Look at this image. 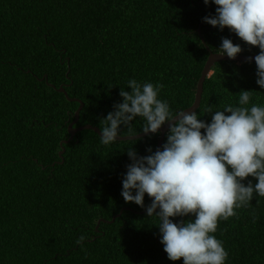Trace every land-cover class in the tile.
Instances as JSON below:
<instances>
[{
	"label": "trees",
	"instance_id": "obj_1",
	"mask_svg": "<svg viewBox=\"0 0 264 264\" xmlns=\"http://www.w3.org/2000/svg\"><path fill=\"white\" fill-rule=\"evenodd\" d=\"M216 7L203 0H0V264H183L168 259L157 218L121 195L128 148L149 155L161 134L105 146L84 130L61 145L80 103L57 89L84 103L74 127L102 128L122 102L121 89L131 91L129 79L162 84L159 98L170 110H186L222 38L241 46L238 55L259 53L227 27L203 22ZM256 70L255 63H216L199 118L210 123L209 106H238L241 90L252 92L247 107L264 106ZM143 124L138 117L122 126V136L143 133ZM249 180L258 182H242ZM144 203H151L147 194ZM250 203L218 220L212 234L229 253L226 264H264V197L254 194ZM124 208L132 210L112 223ZM100 220L107 222L97 228Z\"/></svg>",
	"mask_w": 264,
	"mask_h": 264
},
{
	"label": "clouds",
	"instance_id": "obj_2",
	"mask_svg": "<svg viewBox=\"0 0 264 264\" xmlns=\"http://www.w3.org/2000/svg\"><path fill=\"white\" fill-rule=\"evenodd\" d=\"M216 5L215 14L203 22L227 27L259 53L256 84L264 89V0H203ZM217 53L236 59L239 44L222 38ZM252 62V57H248ZM131 91L121 89L122 102L113 105L101 121L100 142L109 146L122 137V126L142 118L145 135L158 134L168 123L166 141L149 155L140 156L128 148L131 163L122 178L121 195L127 203L145 209L147 217L157 218L160 243L171 261L183 258V264H226L229 253L213 233L218 220L235 216V209L248 207L256 196L264 197V106L247 107L252 92H239L238 106L222 110L205 109L211 115L206 122L200 112L173 113L166 100L159 98L162 84L127 81ZM203 130V133L202 131ZM254 177L245 185L242 181ZM151 203L145 205V195ZM254 215V212H253ZM194 219L174 222L173 217ZM85 236L77 240L81 244Z\"/></svg>",
	"mask_w": 264,
	"mask_h": 264
},
{
	"label": "water",
	"instance_id": "obj_3",
	"mask_svg": "<svg viewBox=\"0 0 264 264\" xmlns=\"http://www.w3.org/2000/svg\"><path fill=\"white\" fill-rule=\"evenodd\" d=\"M248 57H252L253 58L252 62H250V63H255V60H254L255 55H249V56L237 55L236 59H230L226 55L220 56L217 53L211 52L210 55H209V58L207 60V63L205 65V68H204V70L202 72V76H201V78L199 80V83H198V88H197V92H196V95H195V101H194L193 105L191 107L187 108L185 111L192 112V111H197L200 108L201 102H202V96H203V92H204L205 81L211 75L212 68H213V66L216 63L222 62V61H233V62H239V63H248V59H247ZM57 90L59 92H61V93H64L67 96V98H69V100L77 102V103H80V107L78 108V110H77V112L75 114L76 119H75V121H73L69 125L70 138H69V140L62 142L61 145H63L64 143H69L71 140L74 139V137L76 136L77 133L82 132L84 130H92L96 134L100 135V129L98 127L93 126V125H84V126H80V127H74L79 121L80 113H81L82 109L84 108V103L81 100L77 99V98H73V99L70 98L68 93H67V91H66V89L64 88V86H61ZM167 130H168V123L163 125L161 127L160 131H159V133L161 134V137H160V141L158 143V147L163 145ZM151 135H153V134H151ZM147 136H149V135H145L144 133L131 135V136H122V137L118 138V141L138 140V139H141V138H144V137H147ZM64 152H65V149L62 150L61 156L64 154ZM125 210H132V209H130V208L122 209L120 211V213L113 218L112 223L115 222V220L118 217H120ZM140 213H146V211L140 212ZM102 222H107V221L100 220L98 222L97 228L100 226V224Z\"/></svg>",
	"mask_w": 264,
	"mask_h": 264
},
{
	"label": "rangeland",
	"instance_id": "obj_4",
	"mask_svg": "<svg viewBox=\"0 0 264 264\" xmlns=\"http://www.w3.org/2000/svg\"><path fill=\"white\" fill-rule=\"evenodd\" d=\"M212 74V73H211Z\"/></svg>",
	"mask_w": 264,
	"mask_h": 264
}]
</instances>
